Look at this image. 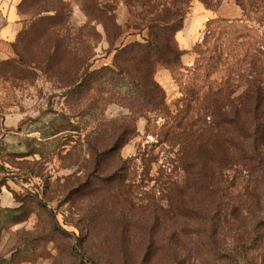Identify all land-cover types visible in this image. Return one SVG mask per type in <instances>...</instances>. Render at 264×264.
I'll use <instances>...</instances> for the list:
<instances>
[{
  "label": "rangeland",
  "instance_id": "1",
  "mask_svg": "<svg viewBox=\"0 0 264 264\" xmlns=\"http://www.w3.org/2000/svg\"><path fill=\"white\" fill-rule=\"evenodd\" d=\"M97 1L115 8L124 33L116 47L148 39V30L133 29L137 21L121 0ZM222 6L221 16L239 10L234 0ZM88 7L90 0H17V33L0 44V264H264L262 172L219 166L226 205L218 213L203 183L179 169L177 149L160 145L146 166L134 161L119 189L96 190L111 172L90 177V131L97 123L112 128L129 111L110 99L109 91L120 89L108 84L93 87L102 96L90 111V78L75 86L81 66L111 67L115 56ZM211 16L195 1L176 35L187 67ZM90 26L102 36L95 58ZM155 78L175 112L179 85L161 67ZM243 89L241 83L234 97ZM136 125L122 159L147 154L157 142L145 119Z\"/></svg>",
  "mask_w": 264,
  "mask_h": 264
},
{
  "label": "trees",
  "instance_id": "2",
  "mask_svg": "<svg viewBox=\"0 0 264 264\" xmlns=\"http://www.w3.org/2000/svg\"><path fill=\"white\" fill-rule=\"evenodd\" d=\"M195 1L217 12L226 0H121L137 21L133 29L140 33L148 30L149 36L142 42L116 47L115 42L124 33L115 8L90 0V20L103 27L115 56L111 67L92 70L93 62L88 68L81 66L75 86L90 78V111L102 96V90L93 87L101 84L120 89L110 90V99L129 111L125 118L112 122V128L97 123L90 131V177H106L111 172L96 190L119 189L132 174L136 159L146 166L149 158H154V149L165 145L177 149L179 169L186 177L203 183L220 213L226 205V186H221L225 178L220 167L241 163L250 175L262 172L264 177V0H234L241 10L240 18L208 19L201 32L203 39L193 49L195 62L187 67L182 57L188 52L180 48L176 35L183 30ZM101 38L90 26L92 58ZM159 67L179 85L181 98L175 112L155 78ZM241 83L245 89L234 97ZM137 117L146 120V131L157 142L147 154L122 159L120 151L139 134ZM246 190L255 200V187L248 183Z\"/></svg>",
  "mask_w": 264,
  "mask_h": 264
},
{
  "label": "crops",
  "instance_id": "3",
  "mask_svg": "<svg viewBox=\"0 0 264 264\" xmlns=\"http://www.w3.org/2000/svg\"><path fill=\"white\" fill-rule=\"evenodd\" d=\"M16 1L17 0H0V44H4L6 41H10L14 39L17 33L18 23L20 22V17L18 15V11L16 8ZM222 8L223 6L220 7L217 15H215L216 12H211L205 8L212 15L211 17H208L206 21L214 17L238 18L241 15L240 13L241 10L237 9V11H235V14L231 17H227L224 15L221 16V14H223L221 11ZM205 23H204V26H205ZM185 57L186 56L183 57L184 61H185ZM188 61L190 60L187 59L186 61L187 63L184 62L186 66H190L191 64Z\"/></svg>",
  "mask_w": 264,
  "mask_h": 264
},
{
  "label": "built area",
  "instance_id": "4",
  "mask_svg": "<svg viewBox=\"0 0 264 264\" xmlns=\"http://www.w3.org/2000/svg\"><path fill=\"white\" fill-rule=\"evenodd\" d=\"M2 136H3V134H2V132L0 131V140L2 139Z\"/></svg>",
  "mask_w": 264,
  "mask_h": 264
}]
</instances>
